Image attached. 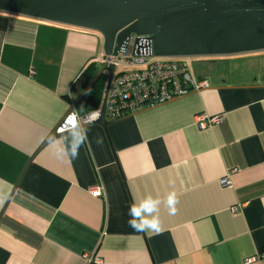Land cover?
Here are the masks:
<instances>
[{
	"label": "crops",
	"instance_id": "0c3cea01",
	"mask_svg": "<svg viewBox=\"0 0 264 264\" xmlns=\"http://www.w3.org/2000/svg\"><path fill=\"white\" fill-rule=\"evenodd\" d=\"M101 52L96 31L0 12V264H264V53L192 61L207 87L106 131L86 123L78 157H58L70 133L43 143ZM200 113L219 122L199 128ZM148 195L161 201L159 233L128 225Z\"/></svg>",
	"mask_w": 264,
	"mask_h": 264
},
{
	"label": "water",
	"instance_id": "95a60500",
	"mask_svg": "<svg viewBox=\"0 0 264 264\" xmlns=\"http://www.w3.org/2000/svg\"><path fill=\"white\" fill-rule=\"evenodd\" d=\"M0 12L96 31L103 38L106 55L123 49L131 33L137 39L149 38L157 57L264 51V0H0ZM113 71V64L102 63L69 109L71 112L101 75L106 76L99 117L92 121L105 131ZM57 126L48 139L57 133Z\"/></svg>",
	"mask_w": 264,
	"mask_h": 264
},
{
	"label": "built area",
	"instance_id": "2783aa9c",
	"mask_svg": "<svg viewBox=\"0 0 264 264\" xmlns=\"http://www.w3.org/2000/svg\"><path fill=\"white\" fill-rule=\"evenodd\" d=\"M131 33L125 46L116 55H106L101 52L94 58L98 65L113 64L112 74L106 105L105 117L113 121L127 115L142 111L146 108L165 103L174 98L186 95L208 86L206 79H198L192 74L193 56L176 58L154 56L150 45L151 40L146 36ZM98 109L78 115L67 113L57 126V131L67 120L75 117L79 126L95 120ZM219 122V117H210L204 113L195 116V124L199 128L209 127ZM220 184L225 186L228 180L223 178ZM95 196L101 195L100 187L91 190ZM94 262L100 258L95 256Z\"/></svg>",
	"mask_w": 264,
	"mask_h": 264
},
{
	"label": "clouds",
	"instance_id": "9594fccd",
	"mask_svg": "<svg viewBox=\"0 0 264 264\" xmlns=\"http://www.w3.org/2000/svg\"><path fill=\"white\" fill-rule=\"evenodd\" d=\"M99 114H95V118H98ZM79 123L75 117L71 120H67V123L61 125L57 133L52 134V139H48V143L52 144L58 137L65 133L71 134V143L61 150L54 151L58 157H64L63 153H67L72 159H75L79 155V149L87 140V129L83 131L79 130ZM100 143L101 141H97ZM160 199H153L151 195L141 200L139 203L134 202L129 207L128 225L137 232H154L159 233L161 231V219L159 215L158 205ZM179 203L177 193L171 191L167 194L166 207L169 215H175L177 213L176 205ZM155 213V214H154Z\"/></svg>",
	"mask_w": 264,
	"mask_h": 264
},
{
	"label": "trees",
	"instance_id": "16d2710c",
	"mask_svg": "<svg viewBox=\"0 0 264 264\" xmlns=\"http://www.w3.org/2000/svg\"><path fill=\"white\" fill-rule=\"evenodd\" d=\"M99 66L100 65H98V64H91L89 66V68L87 69V72H86L87 76H88V80L86 81L85 85L88 83V81L95 74V72L97 71ZM105 82H106L105 76L101 75L94 82V84L89 88V90L86 92L84 97L81 99L82 101H84V103L88 109V112L94 111L100 106L102 99H103Z\"/></svg>",
	"mask_w": 264,
	"mask_h": 264
},
{
	"label": "rangeland",
	"instance_id": "374dc122",
	"mask_svg": "<svg viewBox=\"0 0 264 264\" xmlns=\"http://www.w3.org/2000/svg\"><path fill=\"white\" fill-rule=\"evenodd\" d=\"M261 53H264L262 51L260 52H251V53H244V54H236V55H229V56H210V57H193L192 61L195 62V64H200V63H207L208 65H212L214 60H221L223 62V64L225 65H229L231 63H235V61H237L236 65H240V62L242 61L241 59H238L242 56H252V55H260ZM237 59V60H235ZM208 62H213V63H208ZM231 62V63H230ZM222 63H217V65H221ZM222 64V65H223ZM225 65V66H226ZM234 68H239L240 66L234 67ZM261 65L257 64V72H261L260 70ZM253 70V68H250ZM256 69V66H255ZM247 71V70H246ZM247 73V72H246ZM249 73V72H248ZM256 76V75H255Z\"/></svg>",
	"mask_w": 264,
	"mask_h": 264
}]
</instances>
